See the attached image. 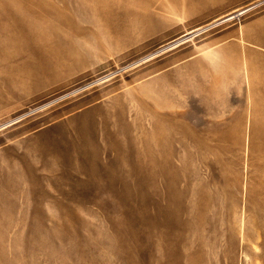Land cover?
<instances>
[{
  "label": "rangeland",
  "instance_id": "obj_1",
  "mask_svg": "<svg viewBox=\"0 0 264 264\" xmlns=\"http://www.w3.org/2000/svg\"><path fill=\"white\" fill-rule=\"evenodd\" d=\"M0 264H264V0H0Z\"/></svg>",
  "mask_w": 264,
  "mask_h": 264
}]
</instances>
